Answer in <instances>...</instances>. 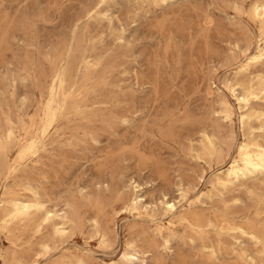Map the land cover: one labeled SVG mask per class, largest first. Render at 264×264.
Instances as JSON below:
<instances>
[{
  "label": "rangeland",
  "instance_id": "rangeland-1",
  "mask_svg": "<svg viewBox=\"0 0 264 264\" xmlns=\"http://www.w3.org/2000/svg\"><path fill=\"white\" fill-rule=\"evenodd\" d=\"M258 3L0 0V211L11 192L32 198L24 185L41 213L68 218L64 236L0 230V264H34L35 253L39 264H264V171L216 184L241 164V144L264 145ZM31 143L37 154L19 160ZM188 214L203 220L188 225ZM44 236L47 253L35 245ZM128 242L138 260L124 258ZM203 244L222 253L209 259Z\"/></svg>",
  "mask_w": 264,
  "mask_h": 264
},
{
  "label": "bare ground",
  "instance_id": "bare-ground-1",
  "mask_svg": "<svg viewBox=\"0 0 264 264\" xmlns=\"http://www.w3.org/2000/svg\"><path fill=\"white\" fill-rule=\"evenodd\" d=\"M253 11L256 16L264 17V4H255L253 7ZM261 58H264V47L258 46L257 51L252 59L259 60ZM61 75L62 74L60 71L54 73L51 85L52 93H56L57 90L61 88ZM250 95L252 94H242L240 98H237V100L243 104H247L250 99ZM46 117L47 126L50 127L54 121L55 113L50 112L47 114ZM243 117L247 118V116L244 115ZM238 151L241 159V164L237 160L232 161L225 170L220 171L216 174V184L220 187L226 188L232 185L235 181H238L240 178H243L246 174L264 171V145H257L255 149L250 152L249 150H247V147L244 144H241L239 146ZM37 152V146L34 143H31L28 146L24 147L22 150H20L19 160H24L28 156L36 155ZM136 187L138 186L135 185L134 188L136 189ZM20 190L31 192L32 198L25 199L20 197L19 193L11 192L9 194L10 197L8 198L7 204L5 206H2V209L0 211V230L2 232L11 234L14 230L17 229V227L19 228V225L22 223L24 224V230L32 231L34 236L40 235L43 229L48 226L53 227L55 236H64L66 234L65 225L68 221V218L66 216H59V214H56L52 211L44 210V212L41 213L44 209V203L40 195L36 193L34 189H32L30 186L22 185ZM183 193L184 192L181 191V196H183ZM138 203V200L132 202L133 210L137 209L136 206ZM167 211L173 213L175 211V205L173 203L171 204L170 202H168ZM55 219L59 221L54 223ZM181 220L183 222H186V224L191 225L192 222L201 223L203 218L198 215L188 214L187 216L182 217ZM237 229L240 234L248 235L252 241H254L255 243H259L258 238L253 234L247 233L244 229L240 227H238ZM157 233L161 235V229H158ZM36 240L37 241L35 242V245H37L38 248L41 249L44 253L50 252L53 249V246L48 237H36ZM163 240L166 244L169 242V239L167 237H164ZM127 248L128 251L125 253L124 258L127 260H130L132 258L138 260V252L136 250L135 244L133 242H128ZM201 250L202 253L206 255L209 259H217L218 255L222 253L221 246H216L212 244H203ZM237 255H240L241 258L247 257L244 251L242 253H237ZM32 258L34 264H39L38 253L32 255ZM20 261L21 258L16 256V254H13L9 259V264H18V262ZM61 264H85V260L80 256H73V258L67 261H62ZM177 264L186 263L179 262ZM198 264H204V261L202 260Z\"/></svg>",
  "mask_w": 264,
  "mask_h": 264
}]
</instances>
